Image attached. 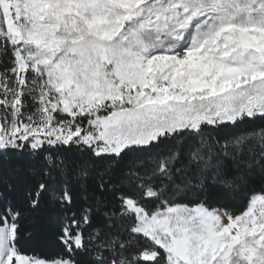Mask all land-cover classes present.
Instances as JSON below:
<instances>
[{
    "label": "snow or ice",
    "instance_id": "obj_1",
    "mask_svg": "<svg viewBox=\"0 0 264 264\" xmlns=\"http://www.w3.org/2000/svg\"><path fill=\"white\" fill-rule=\"evenodd\" d=\"M0 52V264H264V0H0Z\"/></svg>",
    "mask_w": 264,
    "mask_h": 264
},
{
    "label": "trees",
    "instance_id": "obj_2",
    "mask_svg": "<svg viewBox=\"0 0 264 264\" xmlns=\"http://www.w3.org/2000/svg\"><path fill=\"white\" fill-rule=\"evenodd\" d=\"M8 61V57L0 52V67ZM264 122L256 121L248 124V128H257ZM259 149L257 148V151ZM27 161V157L20 156H0V176L9 177V174L18 165ZM137 158L129 160V166L135 167ZM264 186L261 177L256 175L250 178L248 189H259ZM212 200L217 204H227L231 209L242 206L249 196V191L238 189L235 191H225L214 188ZM191 198V197H189ZM59 214L54 205H46L42 210L33 213L25 218L24 234L21 244L29 255L36 254L40 258L52 257L58 250L57 232L59 228Z\"/></svg>",
    "mask_w": 264,
    "mask_h": 264
}]
</instances>
